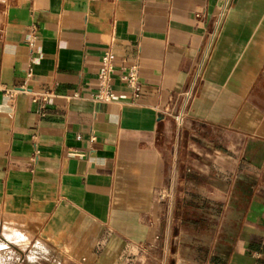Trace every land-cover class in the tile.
<instances>
[{
  "label": "crops",
  "instance_id": "0c3cea01",
  "mask_svg": "<svg viewBox=\"0 0 264 264\" xmlns=\"http://www.w3.org/2000/svg\"><path fill=\"white\" fill-rule=\"evenodd\" d=\"M106 51L110 100L98 96ZM215 209L223 230L205 264H264V0H6L3 264H26L22 238L44 243L33 264H126L133 248L178 264L186 214L213 225Z\"/></svg>",
  "mask_w": 264,
  "mask_h": 264
},
{
  "label": "rangeland",
  "instance_id": "374dc122",
  "mask_svg": "<svg viewBox=\"0 0 264 264\" xmlns=\"http://www.w3.org/2000/svg\"><path fill=\"white\" fill-rule=\"evenodd\" d=\"M4 4H6V0H0V23L2 17V11L4 8ZM220 210L215 209L212 211L213 214V225H205V221L208 222V215L205 214V211H194L192 213L186 214V219H184V224L181 226L182 236L180 243L181 257L180 263L178 264H205L208 260V256L210 254V250L215 244V240L219 242L221 236L222 227L216 225L217 217H219ZM209 214V213H208ZM189 222V223H188ZM14 221L9 220L6 217V221L4 226L2 227V233L6 235L8 238L12 237V232L7 231L6 234L4 231L15 228ZM3 237L0 235V264H3L6 251L13 250L12 247L8 248V244L1 240ZM17 238L15 237L14 240ZM26 241V242H24ZM20 242H24L21 244L22 248L25 249L26 256V264L35 263L36 255L34 253V249L39 245H43L44 243H36L32 238L25 239L22 238ZM13 245V244H12ZM36 245V247H35ZM7 248V249H6ZM6 249V250H5ZM171 251V250H170ZM145 252L140 248H133L130 252V255L127 257L126 264H163V259H158L157 257H148L145 256ZM11 257L10 263L13 262L14 256L10 253ZM40 258H36L37 264H51L50 260L44 256L39 255ZM213 263L219 264V257L214 254ZM7 260V259H5ZM52 260V257H51ZM54 261V260H52ZM177 261V260H175ZM39 262V263H38ZM58 264V263H56ZM170 264H173L170 262ZM177 264V262H175Z\"/></svg>",
  "mask_w": 264,
  "mask_h": 264
},
{
  "label": "built area",
  "instance_id": "2783aa9c",
  "mask_svg": "<svg viewBox=\"0 0 264 264\" xmlns=\"http://www.w3.org/2000/svg\"><path fill=\"white\" fill-rule=\"evenodd\" d=\"M224 12L225 11L222 12L219 20L217 21V27H219L221 23ZM215 35L216 33L213 34V36ZM208 55H209V48H204L201 53V57L197 63L196 70L191 77L189 85L183 91L181 105L178 111L174 114V119L178 126L183 124L184 119L186 117V109L197 94L198 85L202 78V72L207 62ZM114 60H115V55L111 51H106L102 57V68L100 71L101 87L98 96L99 98L104 100H110L114 98V94L110 87V75L114 66ZM127 79L129 83H131L134 86L138 84V71L136 68H133L129 71L127 75ZM34 99L35 100L41 99L43 101H47L50 99V91H44L42 93L36 94L34 96Z\"/></svg>",
  "mask_w": 264,
  "mask_h": 264
}]
</instances>
